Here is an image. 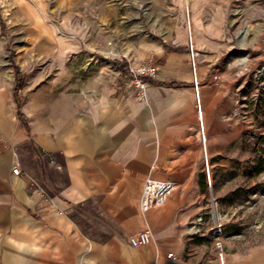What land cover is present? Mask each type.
I'll use <instances>...</instances> for the list:
<instances>
[{
    "label": "crops",
    "instance_id": "0c3cea01",
    "mask_svg": "<svg viewBox=\"0 0 264 264\" xmlns=\"http://www.w3.org/2000/svg\"><path fill=\"white\" fill-rule=\"evenodd\" d=\"M191 9L213 186L232 197L245 143L234 103L249 82L221 66L230 46L225 6L191 0ZM167 39L169 48L154 52L158 78L141 101L114 85L116 67L64 66L25 99L0 70V264H218L213 240L193 226L205 179L182 24ZM148 178L175 188L142 211ZM220 178L232 185L227 192ZM251 195L245 188L244 201ZM143 229L150 241L131 246L128 236ZM251 231L258 237L245 235ZM222 245L226 264H264V225L228 224Z\"/></svg>",
    "mask_w": 264,
    "mask_h": 264
},
{
    "label": "rangeland",
    "instance_id": "374dc122",
    "mask_svg": "<svg viewBox=\"0 0 264 264\" xmlns=\"http://www.w3.org/2000/svg\"><path fill=\"white\" fill-rule=\"evenodd\" d=\"M217 1L225 6L230 32L221 66L234 81L247 76L249 86L238 89L234 103L245 138L237 147L236 194L217 195L215 186L212 191L224 227L264 225V0ZM185 4L193 33L191 0H0V70L11 76L20 99L37 83L53 81L64 66L99 73L118 68L117 61V87L129 63L154 60L157 48H169L176 24L186 37ZM220 180L227 192L232 185ZM245 188L253 194L246 201ZM245 235L256 238L259 232Z\"/></svg>",
    "mask_w": 264,
    "mask_h": 264
},
{
    "label": "built area",
    "instance_id": "2783aa9c",
    "mask_svg": "<svg viewBox=\"0 0 264 264\" xmlns=\"http://www.w3.org/2000/svg\"><path fill=\"white\" fill-rule=\"evenodd\" d=\"M186 2V0H184ZM188 7L185 4V25H186V47L190 63L192 88L195 98V111L198 124L199 141L202 146V171L205 179V189L199 196L200 212L193 223L195 231L201 232L204 237L210 238L214 242V254L218 264L225 263L222 239L224 236V222L216 196L213 193V176L211 164L208 158L206 145V133L203 121V106L201 101V80L198 76V64L202 59L200 50L196 47L193 40L191 18L188 13ZM158 78V68L152 59L144 60L139 64H128L126 70L121 73L119 87L132 90V96L135 100L145 99V90L148 84ZM214 80L218 79L217 74H213ZM11 171L13 174L19 173V165L13 160ZM175 183L170 180H158L148 178L144 181L142 191L139 197V207L146 211L151 207L161 206L166 197L174 190ZM128 242L131 246L138 247L146 244L151 239L148 229L139 230L128 236Z\"/></svg>",
    "mask_w": 264,
    "mask_h": 264
},
{
    "label": "trees",
    "instance_id": "16d2710c",
    "mask_svg": "<svg viewBox=\"0 0 264 264\" xmlns=\"http://www.w3.org/2000/svg\"><path fill=\"white\" fill-rule=\"evenodd\" d=\"M114 65L117 66L118 68H121V67H122V65H120L117 61L114 62ZM19 85H20V84H18V83L16 82L15 85H14V88H15V89L18 88ZM18 115H19L18 117L21 119L22 124H23V125L25 126V128H26L27 126H26V123H25V121H24V117H23L20 113H19Z\"/></svg>",
    "mask_w": 264,
    "mask_h": 264
},
{
    "label": "bare ground",
    "instance_id": "6f19581e",
    "mask_svg": "<svg viewBox=\"0 0 264 264\" xmlns=\"http://www.w3.org/2000/svg\"><path fill=\"white\" fill-rule=\"evenodd\" d=\"M110 53H113V54H115L116 53V51H115V49H112V50H110L109 51ZM204 121V120H203ZM204 130H205V125H204ZM206 133V132H205ZM207 145V144H206Z\"/></svg>",
    "mask_w": 264,
    "mask_h": 264
}]
</instances>
